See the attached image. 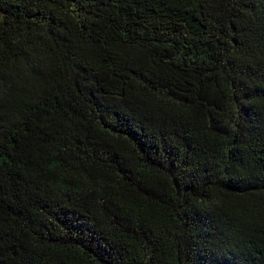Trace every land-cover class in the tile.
Masks as SVG:
<instances>
[{
  "label": "trees",
  "instance_id": "16d2710c",
  "mask_svg": "<svg viewBox=\"0 0 264 264\" xmlns=\"http://www.w3.org/2000/svg\"><path fill=\"white\" fill-rule=\"evenodd\" d=\"M0 264H264V0H0Z\"/></svg>",
  "mask_w": 264,
  "mask_h": 264
}]
</instances>
